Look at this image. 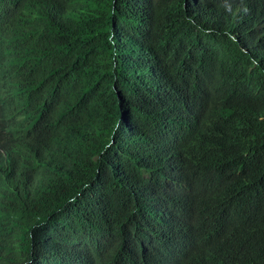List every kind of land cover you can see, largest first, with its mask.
<instances>
[{"label": "trees", "instance_id": "16d2710c", "mask_svg": "<svg viewBox=\"0 0 264 264\" xmlns=\"http://www.w3.org/2000/svg\"><path fill=\"white\" fill-rule=\"evenodd\" d=\"M0 264H264V0H0Z\"/></svg>", "mask_w": 264, "mask_h": 264}]
</instances>
